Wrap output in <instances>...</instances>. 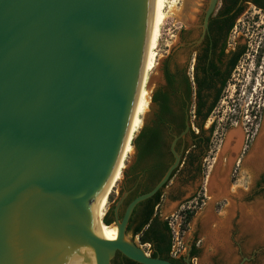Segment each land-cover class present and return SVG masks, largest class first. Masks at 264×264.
Listing matches in <instances>:
<instances>
[{"label": "water", "instance_id": "water-1", "mask_svg": "<svg viewBox=\"0 0 264 264\" xmlns=\"http://www.w3.org/2000/svg\"><path fill=\"white\" fill-rule=\"evenodd\" d=\"M218 2H208L205 29ZM154 6L0 0V264H78L88 249L97 264H113L118 253L175 264L127 234L136 206L178 171L176 146L189 124L174 137V161L153 189L135 197L122 218L124 200L114 207L118 238L93 229L128 138Z\"/></svg>", "mask_w": 264, "mask_h": 264}, {"label": "flooded vegetation", "instance_id": "flooded-vegetation-1", "mask_svg": "<svg viewBox=\"0 0 264 264\" xmlns=\"http://www.w3.org/2000/svg\"><path fill=\"white\" fill-rule=\"evenodd\" d=\"M248 3L264 10V3L260 0H219L206 29L204 22L208 3L204 6L197 5L190 16L184 17V20L189 21L190 24L183 22L178 32L177 49H172L162 62L163 83L158 85L152 93L150 106L153 114L157 108V104L153 101L154 92L157 89L164 92L169 90L166 75L168 70L171 74L178 76V85H183L178 90V107L173 104L172 109L178 114L190 115V119H186V127L188 124L190 126L189 131L184 137H180L183 131L178 134L180 137L177 143L178 152L182 154V160L174 175L176 176L175 184L167 192L171 201H178V208L194 202L200 193H207L208 180L212 174H217V177H214L216 184L219 183L218 181L223 183L222 186L220 185L223 193L217 194L215 190L218 188H213L214 190H211L213 197H223L225 205H228L230 200L234 201L236 197L233 177L240 164L244 163L256 172V179L249 191L243 193L241 200L246 205H254L253 200L258 197L260 202L254 206L264 209V167L255 169L246 163L256 142L249 140L250 135L247 133L251 128L249 126L241 128L237 120L238 115L235 113L230 115L228 121L225 122L226 132L218 147L216 157H213L212 165L208 164L210 154L214 151V136L217 133V124H219L216 116L219 117L222 111L219 106L220 102L228 98H241L246 93L243 91L245 85L242 83L245 81V61L249 48L245 42H242V35L245 33L236 34L239 29L238 23ZM188 84H191L192 102L190 105H185V100L189 97ZM232 85L235 89L233 93H230ZM262 95L264 91L256 95V99L261 100ZM214 114H216L215 119L209 126L208 122ZM254 117L257 118L256 113ZM247 124L248 122L244 125ZM234 130L240 131V137L232 138L228 150L221 156L229 135ZM220 186L217 185V187ZM188 208L191 210L192 206ZM122 210L123 206L120 207L119 214ZM140 220L141 217L138 215L135 224H138ZM194 248H197V245L193 242L188 253L189 263L183 256L185 264H194V259L198 257L199 253L197 256H192Z\"/></svg>", "mask_w": 264, "mask_h": 264}, {"label": "rangeland", "instance_id": "rangeland-1", "mask_svg": "<svg viewBox=\"0 0 264 264\" xmlns=\"http://www.w3.org/2000/svg\"><path fill=\"white\" fill-rule=\"evenodd\" d=\"M208 2L209 0H169L167 3V5H172L163 11L165 16L162 18L158 42L152 56V93L158 85L163 83L162 62L172 49H177L178 32L183 25L184 17L190 16L197 5L204 6ZM240 19L236 35L239 32L245 33L242 35V42H245L249 48L245 61V81L242 83L245 85L243 91L246 93L241 98H228L220 102L219 106L222 111L219 117L216 116L219 124H217V133L214 136V151L208 159L209 165H212L213 157H216L218 147L226 132L224 128L227 126L224 124L230 115L233 113L238 115L237 120L241 128L248 126L251 128L247 134L250 135L249 140L253 142L257 143L264 128V95H262L261 100L256 99V95L264 91V10L248 3ZM234 89L232 85L229 92L233 93ZM152 114L153 111L150 106L148 112L143 116L142 127L152 118ZM215 115L208 122L209 126L215 119ZM246 122L248 124L244 125ZM235 131L239 130H234L231 133ZM135 154L136 150L133 151V154L128 155L123 171L133 163ZM246 163L250 164L249 162ZM250 165L255 169L264 167V163L259 166ZM124 178L125 176L121 175V178L112 188L106 213L115 207L119 201H125L127 198V191L122 192ZM255 179L256 172L248 165L240 164L233 177L236 199L230 200L228 205H225L223 197H215L213 202V194L207 191V193L204 192L205 194L200 193L194 202L178 208V201H171L167 194L168 188H166L163 191L162 201L157 207V212L162 220L171 223L173 244L176 245L178 239L183 240L184 246L181 247V252L177 257L184 256L187 261L189 249L194 242L199 249V255L193 261L194 264H264V236L258 235V232L254 231L256 227L253 228L250 225L255 211H264V209L254 206L260 202L258 197L253 200L254 205H246L241 200L243 193L249 191ZM188 206H192L190 209H193L195 213L190 221L186 222L184 212L189 209ZM127 237L134 239L138 244H142L139 235L133 236L132 232H128ZM143 248L151 255L150 244H143Z\"/></svg>", "mask_w": 264, "mask_h": 264}, {"label": "trees", "instance_id": "trees-1", "mask_svg": "<svg viewBox=\"0 0 264 264\" xmlns=\"http://www.w3.org/2000/svg\"><path fill=\"white\" fill-rule=\"evenodd\" d=\"M260 1L264 3V0ZM166 75L169 90L164 92L161 89H157L154 92L153 101L157 104V108L153 117L145 123L134 139L135 161L124 172L125 178L122 189V192L129 191V195L122 205L123 210L120 212V218L123 217L125 208L135 197L152 190L164 176L174 161V156L171 152V143L174 136H178L185 130L186 119H190V115L178 114L172 109L173 104L178 107V90L183 85H178V76L171 74L168 70ZM191 90V84H188L189 97L185 100V105H190L192 102ZM181 102L183 103L184 100L182 99ZM208 115L209 113L206 114L205 119ZM162 196L163 190L136 206L129 221L128 232H132L133 236L139 235L142 244H151V255L153 257L168 259L175 264H185L183 257H173L171 255L173 245L172 230L168 221L162 220L157 212ZM184 213L186 222H189L195 211L186 210ZM138 215L141 220L138 224H135ZM103 220L108 225L115 221L114 207L105 214ZM104 222L103 224L106 225ZM198 253L199 249L194 248L192 256H197ZM113 264L141 263L118 253L113 260Z\"/></svg>", "mask_w": 264, "mask_h": 264}, {"label": "bare ground", "instance_id": "bare-ground-1", "mask_svg": "<svg viewBox=\"0 0 264 264\" xmlns=\"http://www.w3.org/2000/svg\"><path fill=\"white\" fill-rule=\"evenodd\" d=\"M168 2L169 0H155L152 24H151L150 33H149L144 64H143L141 75H140L139 88L137 91L136 99H135L134 106H133L132 117H131L130 124H129L128 138H127L126 144L124 145L122 157L117 166L113 180L110 183V185L107 187L105 194L102 198L99 212H98L95 225L93 228L94 231L98 233V235H100L101 237L107 240H115L118 238V227L116 226V224L104 225L102 221L107 211V206L109 204V195L115 183L121 178L122 171H123L125 162H127L126 160H127L128 155L133 154V151L135 150V148L132 145V141L133 139H135L136 134L142 128L143 116L148 112L150 105H151V95H152L151 73H152V68H153L152 56L156 49V44L158 42V37H159L160 30H161L162 22H163L162 18L163 16H165V14L163 15V11L165 10V8L172 5V4L167 5ZM262 131L263 132L260 138L258 139L255 147L252 150L251 156L246 161L254 166H259L264 163V128ZM230 134L231 135H229L230 137L228 138L225 148L223 149L224 153L228 150L230 146V142L233 140L232 138H234L235 136L240 137V131H235ZM215 176L217 177V174H215ZM212 178L213 177L211 176L210 179L208 180L209 193L213 192L211 191L213 188H218V190H215V191H217V194H220V193L222 194L223 189H220V188L223 185V183L218 181L219 183L216 184V181L214 179L212 180ZM217 185L218 186L221 185V186L217 187ZM251 223L252 224L250 225L253 228L256 227L254 231L258 232V235L264 236V211L256 210L255 213L252 215ZM78 264H97L93 251H91V249L84 250Z\"/></svg>", "mask_w": 264, "mask_h": 264}, {"label": "built area", "instance_id": "built-area-1", "mask_svg": "<svg viewBox=\"0 0 264 264\" xmlns=\"http://www.w3.org/2000/svg\"><path fill=\"white\" fill-rule=\"evenodd\" d=\"M169 225H171V223H169ZM182 246H184L183 240H181V239L179 240L178 239L177 244L176 245L175 244L172 245L171 255L173 257H177L178 254H180V252H181V247Z\"/></svg>", "mask_w": 264, "mask_h": 264}, {"label": "crops", "instance_id": "crops-1", "mask_svg": "<svg viewBox=\"0 0 264 264\" xmlns=\"http://www.w3.org/2000/svg\"><path fill=\"white\" fill-rule=\"evenodd\" d=\"M175 178H176V176L173 178V180L169 183V185L167 186V188H168V190L172 187V186H174V182H175Z\"/></svg>", "mask_w": 264, "mask_h": 264}]
</instances>
